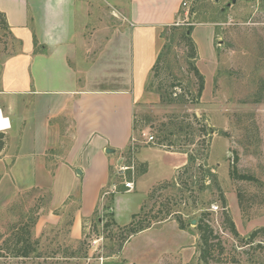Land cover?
<instances>
[{
	"label": "crops",
	"instance_id": "crops-1",
	"mask_svg": "<svg viewBox=\"0 0 264 264\" xmlns=\"http://www.w3.org/2000/svg\"><path fill=\"white\" fill-rule=\"evenodd\" d=\"M183 2L0 0L11 35L8 50H0V109L11 123L0 150V199L49 191L52 210L72 213L71 236L83 233L84 221L102 208L115 154L129 147L134 102L161 52V32L179 20ZM148 149L171 164L152 179L149 160L136 153L146 171L134 190L144 184V199L188 161L182 152ZM129 193H114L109 209L118 224L142 205L132 212ZM197 238L167 219L128 238L117 264H196Z\"/></svg>",
	"mask_w": 264,
	"mask_h": 264
},
{
	"label": "rangeland",
	"instance_id": "rangeland-1",
	"mask_svg": "<svg viewBox=\"0 0 264 264\" xmlns=\"http://www.w3.org/2000/svg\"><path fill=\"white\" fill-rule=\"evenodd\" d=\"M184 2L186 5H181L179 20L172 24L178 26V30H171L170 25L161 32V50L165 44L169 48L159 69L152 70L145 92L134 102L132 136L137 138L138 150L143 146L161 148L182 152L188 158L182 150L189 148L196 150L197 159L188 168L187 161L172 179L162 181L165 184L149 198L142 214L152 219L169 207L172 213L182 215L186 229L193 230L198 236L195 263L203 264L199 261L198 231L192 221H197L204 212H210L207 219L225 245L223 260L213 264H228L233 262L234 256L243 263L264 264V238L246 244L233 237L225 228L222 207L225 199L240 237L264 226V0ZM2 23L0 17V50L6 51L11 35ZM188 27L192 28L190 35L197 49L194 62L205 80L202 96L193 101L198 91L197 78L190 69L188 45L180 39V33ZM151 80L154 81L152 87L149 86ZM159 86L170 94L176 92L174 96L178 94L180 102L178 99L173 103L162 102ZM181 99L185 101L181 102ZM181 121L193 123L192 134L189 130H181L168 140L173 141V146L157 143L163 124L172 127ZM203 126L207 128L206 134L202 132ZM8 134L0 132L4 146ZM151 136H154L152 140ZM148 148L137 152L138 157L149 160L154 179L171 161L164 153ZM128 155L129 147L123 153L115 154L118 164H129ZM135 159L138 161L136 156ZM141 164L139 162L137 166ZM114 168L103 192L102 208L84 221L83 233L78 238L71 236L70 210L65 215V210L59 213L60 209L50 208L49 191H28L11 200L1 194L0 264L119 263L117 253L126 241L123 226L127 223L120 221L118 224L110 214L111 209L104 210L115 192L104 193L114 184L116 192L117 189L125 191L124 181L133 179L136 183L139 170L136 168L135 173L125 171L124 177ZM235 168L236 173L251 175L252 179L233 176ZM208 172L216 175L218 184ZM143 185L137 182L136 190L129 193L134 197L129 205L132 212L138 210L139 202L148 199V196L144 199L146 188ZM124 214L127 216L128 211ZM58 217L60 220L56 222ZM15 233L30 237L33 249L29 256L11 254L13 248L10 247L17 239Z\"/></svg>",
	"mask_w": 264,
	"mask_h": 264
},
{
	"label": "trees",
	"instance_id": "trees-1",
	"mask_svg": "<svg viewBox=\"0 0 264 264\" xmlns=\"http://www.w3.org/2000/svg\"><path fill=\"white\" fill-rule=\"evenodd\" d=\"M0 17H1V20L3 22L2 23L3 27L8 29V24L6 21L5 14L0 12ZM166 29L167 28L165 27V30ZM170 29L173 31H177L178 26L172 25ZM191 32H192V28L188 27V29H186L185 31L180 33V39H181V41H184L188 45L189 51H188L187 57L189 58L188 61L190 64V69L192 70V72L194 73V75L197 78L198 91H197L196 96L192 99V101H193L196 98H199L202 96V93L204 90L205 80H204V75L201 73V71L199 70V68L197 67V65L194 62L196 59V55H197V49H196L195 42L190 35ZM168 48H169L168 44H165L163 46V49L161 50L160 54L158 55L157 61L152 68L153 71H156L159 69V64L165 55V51ZM155 76L157 77L156 74H155ZM152 84L154 85L153 80H151L149 82V86L152 87L153 86ZM158 90H159V94H160V98H161L162 102H164V103L178 102L177 99L180 102V99L177 98L179 95L176 94V97L174 96L176 92L170 94L169 92L164 91L163 86H159ZM184 101H185V99L184 100L181 99V102H184ZM193 115L196 117L195 114H193ZM193 128H194L193 123H191V122H189L187 124H184L182 121H181V123L175 122L172 127H168L167 125L163 124L162 128L160 129V134H159V136L161 135L159 138L160 141L157 143L161 144V145L173 146V144H174L173 141H168L170 138H172V136H176L175 134H178L181 130H189L190 131L189 133L192 134L191 129H193ZM202 132H203V134H206L207 128L203 126ZM3 146H4V142L0 141V150L3 148ZM182 151L188 154L189 164L186 166V168H188L190 166V164L193 165L196 162V159H197V155L195 153L196 150L194 151L193 149L187 148V149H183ZM138 164L139 163L137 162V165ZM137 165H136V168H138L139 174L146 171V163H142L141 166H139V167ZM235 170H236V168L232 171L233 176H235L237 178H241V179H247V180L252 179L251 175H248L245 173L242 174V173H239L238 171L236 173ZM208 174L213 178V180H215L216 184H218L217 179H216V175L214 173H211V172H208ZM178 179L179 178H177V180ZM163 184H165V183L159 182L158 184H156V186L154 188H152L151 192L148 195L147 201L142 203L139 212L134 213L132 215V220L123 226V229L126 231L125 240L130 238L132 235L155 225L153 223H155V222L160 223V222L167 220V219H176L178 221L180 227L182 229H186L187 226L185 224V221H184V218L182 217V215H179L178 213H172V211L169 209V207H167L165 210L162 209V211L160 209L161 212L157 213L155 215V217H153L152 219L151 218L147 219L146 216L143 217L142 212L146 209V207H147L146 203L149 201V198L150 199L153 198V195L155 194V192ZM202 188H204V185L202 186ZM117 190H119V189H117ZM119 191H121V190H119ZM110 197H111L110 202H109V204L104 206V210H108L111 207V204H112L113 199H114V194H111ZM222 207H223L225 228L231 233V235L233 237H236L239 240L244 241L246 244H252L259 237L264 238V226L254 229L246 237H240V233L238 231L236 223L233 220V218L230 216L229 212L227 211L225 199H223V201H222ZM110 214H111V216H113L112 212ZM158 214H161V215H158ZM210 215H211L210 212H204L202 214V216L200 218H198L197 223H196V228L198 231L197 233H198L199 239H200V242H199V261H201L203 264H213V262L222 261L223 260L222 256L225 252V245L223 244V241H222L220 235L218 233H216L214 227L210 224V222L207 219L208 217H210ZM113 218H114V216H113ZM112 222L114 223V220H112ZM15 234L17 235V239H16L14 246L10 247L11 249L13 248V251L11 252V254L15 257H21V256L27 257V256H29L30 252L33 249L32 245L29 242L30 237L29 236L28 237H22V236L18 235V233H15ZM21 242L23 243V246L20 245ZM259 244H261V243H259ZM228 264H250V263H243L238 258H236L234 256L233 262H230Z\"/></svg>",
	"mask_w": 264,
	"mask_h": 264
},
{
	"label": "built area",
	"instance_id": "built-area-1",
	"mask_svg": "<svg viewBox=\"0 0 264 264\" xmlns=\"http://www.w3.org/2000/svg\"><path fill=\"white\" fill-rule=\"evenodd\" d=\"M183 5H186V2H183ZM0 118L9 120V122L6 126L1 125L2 128H0V132L5 133L11 128L10 118L7 115H5L1 109H0ZM0 123H2L1 120H0ZM153 138H154V136H151L150 140H152ZM129 144H130L129 145L130 155H128V156H129L130 163L126 164V165H119V164L114 165L116 173L117 174L122 173L124 177L126 175L125 171H131L132 173H135L136 165H137V161L135 159V156H136L135 154L138 151V147L136 145L137 144V138L132 136ZM124 186H125V189L127 191H132L135 188V181L133 179H130V180L126 179L124 181ZM115 191H116V185L114 184L113 186L110 187V190L109 191L106 190L104 194L106 195V194H109L110 192H115Z\"/></svg>",
	"mask_w": 264,
	"mask_h": 264
},
{
	"label": "bare ground",
	"instance_id": "bare-ground-1",
	"mask_svg": "<svg viewBox=\"0 0 264 264\" xmlns=\"http://www.w3.org/2000/svg\"><path fill=\"white\" fill-rule=\"evenodd\" d=\"M0 120L2 121V123H0V128H2L1 125H5L6 126L8 124V122H9V120H7V119H1L0 118Z\"/></svg>",
	"mask_w": 264,
	"mask_h": 264
},
{
	"label": "water",
	"instance_id": "water-1",
	"mask_svg": "<svg viewBox=\"0 0 264 264\" xmlns=\"http://www.w3.org/2000/svg\"><path fill=\"white\" fill-rule=\"evenodd\" d=\"M108 152H114V149H108ZM196 222H197L196 220L192 221L193 224H196Z\"/></svg>",
	"mask_w": 264,
	"mask_h": 264
}]
</instances>
